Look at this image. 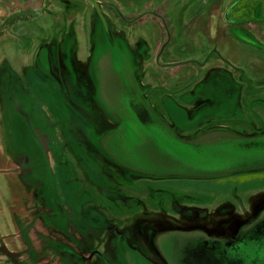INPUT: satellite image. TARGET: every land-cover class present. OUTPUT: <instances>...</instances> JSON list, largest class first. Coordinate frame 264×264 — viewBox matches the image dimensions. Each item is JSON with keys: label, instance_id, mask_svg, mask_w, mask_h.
<instances>
[{"label": "rangeland", "instance_id": "obj_1", "mask_svg": "<svg viewBox=\"0 0 264 264\" xmlns=\"http://www.w3.org/2000/svg\"><path fill=\"white\" fill-rule=\"evenodd\" d=\"M263 210L264 0H0L19 264H175L194 239L172 229L232 239Z\"/></svg>", "mask_w": 264, "mask_h": 264}, {"label": "flooded vegetation", "instance_id": "obj_2", "mask_svg": "<svg viewBox=\"0 0 264 264\" xmlns=\"http://www.w3.org/2000/svg\"><path fill=\"white\" fill-rule=\"evenodd\" d=\"M140 107L143 109V105ZM143 113L148 114L144 109ZM145 121H148V118ZM162 123L166 124L163 121ZM182 212L186 215H195L194 209H186ZM262 212L254 221L238 229L232 239L200 227L172 229L173 233L191 234L194 239L187 241L190 243L187 246L190 257L181 258L175 264H264V210ZM129 250L135 252L132 246ZM137 256L142 258L141 253H137ZM164 264L174 263L164 259Z\"/></svg>", "mask_w": 264, "mask_h": 264}, {"label": "trees", "instance_id": "obj_3", "mask_svg": "<svg viewBox=\"0 0 264 264\" xmlns=\"http://www.w3.org/2000/svg\"><path fill=\"white\" fill-rule=\"evenodd\" d=\"M143 109H144V112L147 111L148 114L146 115L145 113H143V118H144V119H142V120H143L142 123H144L145 125H148L149 123H150V124L153 123V120H157V121L159 122V124H163L162 121H161V119H159L157 116H155L156 118H153V115H152V113H151L149 107H148V106L146 107V106L144 105V103H143ZM146 118H148V121H145ZM150 120H151V121H150ZM145 122H146V123H145ZM144 124H143V125H144ZM263 257H264V255H263Z\"/></svg>", "mask_w": 264, "mask_h": 264}, {"label": "water", "instance_id": "obj_4", "mask_svg": "<svg viewBox=\"0 0 264 264\" xmlns=\"http://www.w3.org/2000/svg\"><path fill=\"white\" fill-rule=\"evenodd\" d=\"M0 253L5 255L12 264H19L15 254L6 246H0Z\"/></svg>", "mask_w": 264, "mask_h": 264}, {"label": "crops", "instance_id": "obj_5", "mask_svg": "<svg viewBox=\"0 0 264 264\" xmlns=\"http://www.w3.org/2000/svg\"><path fill=\"white\" fill-rule=\"evenodd\" d=\"M144 99V98H143ZM144 101H146L145 99H144ZM147 103V102H146ZM148 104V103H147ZM177 108H179V109H182L183 107H181V106H177ZM183 111V110H182ZM159 119H161L164 123H166L167 125L169 124L167 121H165L162 117H159V115L157 116ZM192 118V117H191ZM187 139H191V138H187Z\"/></svg>", "mask_w": 264, "mask_h": 264}]
</instances>
